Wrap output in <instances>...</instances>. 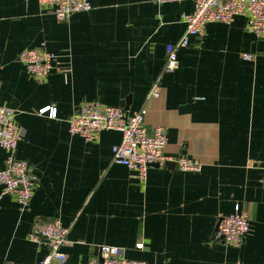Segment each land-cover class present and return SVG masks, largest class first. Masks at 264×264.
<instances>
[{
    "label": "crops",
    "instance_id": "1",
    "mask_svg": "<svg viewBox=\"0 0 264 264\" xmlns=\"http://www.w3.org/2000/svg\"><path fill=\"white\" fill-rule=\"evenodd\" d=\"M90 2V11L57 21L38 0H0V105L17 111L16 156L38 177L27 207L0 198V264L41 262L49 247L32 240V228L54 220L69 228L70 264H88L101 246L147 264H264V52L246 19L207 25L179 50L178 69L165 73L166 47L184 35L192 1ZM41 45L61 70L38 82L19 56ZM84 102L128 115L145 109V126L167 131L165 154L202 170L152 166L141 184L112 161L120 133L104 131L94 142L69 133ZM48 107L52 117L39 113ZM5 159L0 149V170ZM237 207L250 231L227 246L215 239L216 224Z\"/></svg>",
    "mask_w": 264,
    "mask_h": 264
},
{
    "label": "built area",
    "instance_id": "2",
    "mask_svg": "<svg viewBox=\"0 0 264 264\" xmlns=\"http://www.w3.org/2000/svg\"><path fill=\"white\" fill-rule=\"evenodd\" d=\"M194 10L182 16L185 32L180 41L166 47L165 73L178 69V52L190 45L192 37H201L212 23L230 25L238 17L246 19V30L261 42L264 52V0H190ZM40 6L48 9L57 21L69 20L73 15L92 9L90 0H38ZM246 60L254 61V55L244 54ZM19 60L30 76L38 82L47 79L53 70H61L57 55L49 52L44 45L23 51ZM156 86L151 95H157ZM53 116V108L41 110V115ZM146 110L128 115L123 109L109 107L98 102L80 104L68 121L69 133L86 142L99 139L104 131H116L121 141L112 148V161L131 171H136L138 180L145 184L152 166L165 167L174 162L183 173L202 170V164L190 158H172L165 154L167 131L163 127L149 130L145 126ZM17 111L0 105V149L5 151V167L0 170V187L4 196L14 197L20 206L27 207L33 196L38 177L29 162L18 159L16 150L23 132L16 123ZM251 222L246 211L237 207L233 214L218 219L215 239L227 246L244 242L250 231ZM69 228L60 220L38 222L34 225L31 238L34 242L46 239L49 252L36 264H70L64 248L68 245ZM142 248V245H138ZM96 258L88 264H147L144 261L128 259L120 247L101 246ZM4 264H18L6 262ZM243 264V263H236Z\"/></svg>",
    "mask_w": 264,
    "mask_h": 264
},
{
    "label": "water",
    "instance_id": "3",
    "mask_svg": "<svg viewBox=\"0 0 264 264\" xmlns=\"http://www.w3.org/2000/svg\"><path fill=\"white\" fill-rule=\"evenodd\" d=\"M170 163H168L167 165H169Z\"/></svg>",
    "mask_w": 264,
    "mask_h": 264
}]
</instances>
